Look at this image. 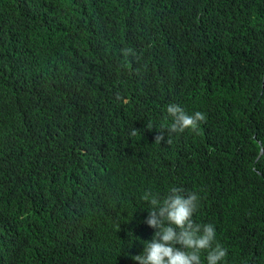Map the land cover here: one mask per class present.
Returning a JSON list of instances; mask_svg holds the SVG:
<instances>
[{
  "label": "trees",
  "instance_id": "trees-1",
  "mask_svg": "<svg viewBox=\"0 0 264 264\" xmlns=\"http://www.w3.org/2000/svg\"><path fill=\"white\" fill-rule=\"evenodd\" d=\"M139 5L0 0V264H131L142 194L180 184L221 264H264V0H228L219 63L170 72ZM170 103L206 123L167 143Z\"/></svg>",
  "mask_w": 264,
  "mask_h": 264
},
{
  "label": "clouds",
  "instance_id": "clouds-1",
  "mask_svg": "<svg viewBox=\"0 0 264 264\" xmlns=\"http://www.w3.org/2000/svg\"><path fill=\"white\" fill-rule=\"evenodd\" d=\"M89 1L100 5L104 0ZM139 1L137 15L129 28L144 29L148 49L160 70L170 72L186 62L195 61L211 66L222 60L223 49L215 40L218 34H223L228 0ZM140 8L144 14L140 13ZM226 35H234L233 44L239 45L236 34ZM122 53L127 56L131 49H123ZM259 73L264 74V70ZM256 103L261 105V99ZM166 113L171 120L166 128L167 143H172L173 134L186 130L196 132L204 121L206 123L204 113L190 114L177 103L168 104ZM130 134L135 136V129ZM164 139L163 132L155 137L157 143ZM91 144L79 143L76 155L86 152ZM263 155L264 148L258 158ZM179 186L170 187L165 195L150 189L142 194L141 200L148 203V216L142 225L130 230L135 238L131 264H204L202 253L206 264H221L225 260L228 250L217 241L214 225L201 224L200 219L193 217L199 206L198 193L185 194Z\"/></svg>",
  "mask_w": 264,
  "mask_h": 264
}]
</instances>
